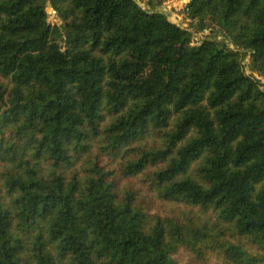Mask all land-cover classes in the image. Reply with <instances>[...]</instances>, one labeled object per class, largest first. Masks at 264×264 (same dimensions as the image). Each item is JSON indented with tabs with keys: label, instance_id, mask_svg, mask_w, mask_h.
Masks as SVG:
<instances>
[{
	"label": "trees",
	"instance_id": "1",
	"mask_svg": "<svg viewBox=\"0 0 264 264\" xmlns=\"http://www.w3.org/2000/svg\"><path fill=\"white\" fill-rule=\"evenodd\" d=\"M163 1L0 0V264H264V0Z\"/></svg>",
	"mask_w": 264,
	"mask_h": 264
},
{
	"label": "rangeland",
	"instance_id": "2",
	"mask_svg": "<svg viewBox=\"0 0 264 264\" xmlns=\"http://www.w3.org/2000/svg\"><path fill=\"white\" fill-rule=\"evenodd\" d=\"M139 1L142 2V0H139ZM186 1H188V0H165L161 4H159L157 8L166 12L168 17L172 21L189 28L190 31H192V33H193L192 40H196L197 37L199 38V37L204 36L206 33H208L209 30H208V28H205L203 30H199L197 28V26H195L194 23H191L189 18L186 17L185 13L183 12V7H184V4ZM48 10H50V8H48ZM195 37H196V39H193ZM249 61H250L249 55L246 54L243 58V61H242L244 64L245 71L248 73H252L255 77L259 78L262 82V86H264V79L260 75H258L256 71H252L250 69ZM125 180L126 179H124L122 177V181L119 179V182L122 183ZM154 203L156 204L155 209L160 211L161 214L162 213H168L170 211H176L177 214H179L181 211L186 210V208H184L182 205H180L178 203H174V202H167V201L161 200V201H159V203L158 202L156 203V201ZM194 216L199 217L202 220H205L204 218H206V216L202 215L201 213H195ZM208 222L210 223V225H212L214 227V229H215V227H218V231L220 233L229 234V233L233 232V230L230 228L231 226H229L225 222H220V224L217 226L215 225V223L212 219H209ZM174 256L181 263H188V264H226L223 261L219 260V258L216 256L210 257V255H209L205 261H203L202 259H198V257L187 248L186 249L185 248L179 249L176 253H174Z\"/></svg>",
	"mask_w": 264,
	"mask_h": 264
},
{
	"label": "built area",
	"instance_id": "3",
	"mask_svg": "<svg viewBox=\"0 0 264 264\" xmlns=\"http://www.w3.org/2000/svg\"><path fill=\"white\" fill-rule=\"evenodd\" d=\"M52 12V11H51ZM53 15H54V12H52V14H51V17H53ZM193 39H196V37L195 38H193Z\"/></svg>",
	"mask_w": 264,
	"mask_h": 264
}]
</instances>
